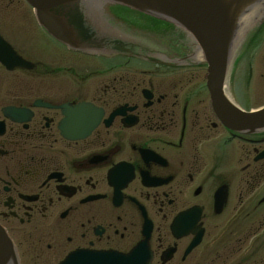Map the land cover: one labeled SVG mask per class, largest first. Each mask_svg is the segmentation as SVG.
Instances as JSON below:
<instances>
[{
  "label": "flooded vegetation",
  "instance_id": "flooded-vegetation-1",
  "mask_svg": "<svg viewBox=\"0 0 264 264\" xmlns=\"http://www.w3.org/2000/svg\"><path fill=\"white\" fill-rule=\"evenodd\" d=\"M0 4L14 15L8 27L25 25L18 30L30 38L19 47L0 28L30 66L8 71L0 63V225L20 264H60L79 250L128 255L149 225L152 264H264V160L255 162L264 135L241 137L214 123L197 70L182 60L189 42L179 30H159L168 61L53 44L69 60L53 67L35 53L37 24L23 0ZM252 46L264 48V24L238 57ZM54 77L63 80H44ZM155 77L157 85L147 79ZM85 103L101 114L88 134L69 115ZM236 146L239 168L230 171L225 151Z\"/></svg>",
  "mask_w": 264,
  "mask_h": 264
},
{
  "label": "water",
  "instance_id": "water-1",
  "mask_svg": "<svg viewBox=\"0 0 264 264\" xmlns=\"http://www.w3.org/2000/svg\"><path fill=\"white\" fill-rule=\"evenodd\" d=\"M34 8L38 23L47 32L70 48L103 54H127L155 61L170 58L161 48L145 38L132 36L112 25L104 16L106 5H120L146 16L183 29L197 44L208 65L207 87L213 110L222 124L240 134L264 131V107L245 111L225 92V81L241 29H249L264 17V0H27ZM162 55V56H161ZM0 61L9 69L26 64L0 38ZM75 114L88 115L85 107ZM74 114V115H75ZM85 129L95 127L99 115ZM264 158V152L259 155ZM110 259L117 264H150L147 245L137 246L128 258L119 255L76 253L63 264H100ZM0 264H18L15 247L0 226ZM81 264V262L79 263Z\"/></svg>",
  "mask_w": 264,
  "mask_h": 264
},
{
  "label": "rangeland",
  "instance_id": "rangeland-1",
  "mask_svg": "<svg viewBox=\"0 0 264 264\" xmlns=\"http://www.w3.org/2000/svg\"><path fill=\"white\" fill-rule=\"evenodd\" d=\"M1 6L2 5L0 4V9H1ZM22 7H23L22 10H25V11L28 10L26 7H24V3ZM9 12L3 13V10L2 9L0 10V28L10 33L11 37L14 38V42L16 43L17 46L21 47L22 45L25 44V47H26L27 45H29L27 41H29L30 38L25 32H22V34H20L18 30V27H22L25 30L26 26L25 25L22 26V24L20 25L16 22H13L15 26L13 29H10L8 27V24L9 23L11 24L14 15L12 13L10 15ZM33 42L37 43V46L35 48L37 52L35 51L34 52L37 54L38 59L46 61L49 65L53 67L60 66L63 64V62L68 64L69 60L66 58L65 53L62 50L58 49V47L54 48L53 43L47 40L46 38H44L40 30L38 29L37 30L35 29ZM35 43H34V46H35ZM259 53L260 55L258 56L257 60L253 63V65H251L250 63L251 61L249 60L252 57L246 58L245 61H242L241 59L238 63V68L232 69L230 73L228 91L232 95L235 102H237L239 105H241L245 109H248V108L256 109L264 105V62L262 60V56L264 54V48H262V50H260ZM84 62H87L88 64L92 65L95 62V60L89 59V60H84ZM197 75L199 79L198 84H201V82L203 81L204 73L199 72L197 73ZM137 79L142 80V77H137ZM147 79L148 80L151 79L155 85H157L160 81V79H157V78H147ZM44 80H48L49 82L53 83V86H56V84H59L63 79L62 77L61 78L54 77V78H46ZM166 80L169 81V78H167ZM70 83L74 84L75 82L72 81ZM38 86H39L38 88L39 91L45 92L47 90V88L45 87V84L41 87H40V84ZM200 95L202 98L205 99V102L203 103V105H207L208 98H207L206 92L203 89ZM181 96L184 97V92L181 94ZM195 98L197 99V97ZM195 104H196V100L193 98L191 100V105H195ZM221 136L223 135L221 134V132H219L218 138H220ZM216 148L217 147H215V149ZM238 150L239 148L238 146H236L234 150L228 149L225 151V153L228 155L226 157L225 162L229 163L230 165L234 164L232 167L229 168L230 171L232 170L233 167H237V169L239 168L238 158L236 160H233L235 158V152ZM212 151H214V149H212L211 152ZM263 187H264V184H262L261 189H263ZM260 221L264 223V212L262 213L261 220H259L258 223ZM262 231H264V226L262 228Z\"/></svg>",
  "mask_w": 264,
  "mask_h": 264
},
{
  "label": "bare ground",
  "instance_id": "bare-ground-1",
  "mask_svg": "<svg viewBox=\"0 0 264 264\" xmlns=\"http://www.w3.org/2000/svg\"><path fill=\"white\" fill-rule=\"evenodd\" d=\"M246 32H247V29H245V28L240 30V32L238 33V35L236 37L237 44H239L244 39V35Z\"/></svg>",
  "mask_w": 264,
  "mask_h": 264
}]
</instances>
